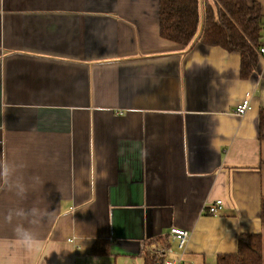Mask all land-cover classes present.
Masks as SVG:
<instances>
[{"label": "crops", "instance_id": "crops-1", "mask_svg": "<svg viewBox=\"0 0 264 264\" xmlns=\"http://www.w3.org/2000/svg\"><path fill=\"white\" fill-rule=\"evenodd\" d=\"M258 59L243 79L239 54L164 39L159 0H0V264H162L173 228L184 264H217L245 233L264 264Z\"/></svg>", "mask_w": 264, "mask_h": 264}, {"label": "trees", "instance_id": "trees-1", "mask_svg": "<svg viewBox=\"0 0 264 264\" xmlns=\"http://www.w3.org/2000/svg\"><path fill=\"white\" fill-rule=\"evenodd\" d=\"M263 18L261 5L256 1L159 0L160 34L164 39L186 48L200 41L205 46L239 54L243 79L258 66L259 47L264 39ZM260 127V138L264 139V109L260 112ZM98 244L93 248L94 253H109ZM146 264L159 262L155 256L148 255ZM217 264H263L262 235L241 234L237 252L219 255Z\"/></svg>", "mask_w": 264, "mask_h": 264}, {"label": "built area", "instance_id": "built-area-1", "mask_svg": "<svg viewBox=\"0 0 264 264\" xmlns=\"http://www.w3.org/2000/svg\"><path fill=\"white\" fill-rule=\"evenodd\" d=\"M259 54L264 55V42L259 47ZM251 108V100L249 97L244 98V100L236 107V115L238 116H244ZM223 202L221 200H218L212 204H210L207 208L209 214L211 215H217L218 212L222 209ZM169 237L171 241L177 244V248L179 251L178 258H170V259H163L162 264H184L183 260L179 255L182 254L184 251L189 238L190 234L188 231L179 229V228H173L170 231ZM152 250H156L152 248ZM159 253V257H163L167 253H172L171 250H166L162 247V250H157Z\"/></svg>", "mask_w": 264, "mask_h": 264}, {"label": "clouds", "instance_id": "clouds-1", "mask_svg": "<svg viewBox=\"0 0 264 264\" xmlns=\"http://www.w3.org/2000/svg\"><path fill=\"white\" fill-rule=\"evenodd\" d=\"M11 173V169L9 166L5 165L3 167V174L5 176L10 175ZM36 180L38 181L39 178L37 177ZM10 189L15 192V194L17 196L22 195L25 192V185L23 182H19V181H14L10 184ZM17 215H27L26 213H24L22 210H18L16 212ZM31 215L33 218H40L41 217V212L39 208H33L31 209ZM16 232L17 235L21 238V240L25 243V244H29L31 242V240L33 239V235L30 231H28L26 228H24L22 225H17L16 226Z\"/></svg>", "mask_w": 264, "mask_h": 264}, {"label": "rangeland", "instance_id": "rangeland-1", "mask_svg": "<svg viewBox=\"0 0 264 264\" xmlns=\"http://www.w3.org/2000/svg\"><path fill=\"white\" fill-rule=\"evenodd\" d=\"M177 245V244H176Z\"/></svg>", "mask_w": 264, "mask_h": 264}]
</instances>
